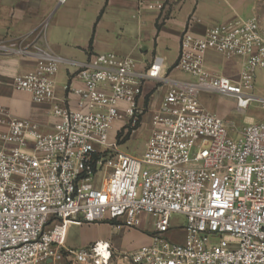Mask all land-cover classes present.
I'll list each match as a JSON object with an SVG mask.
<instances>
[{
  "label": "built area",
  "instance_id": "2783aa9c",
  "mask_svg": "<svg viewBox=\"0 0 264 264\" xmlns=\"http://www.w3.org/2000/svg\"><path fill=\"white\" fill-rule=\"evenodd\" d=\"M193 22L180 36L172 67L154 58L137 70L128 57L89 55L61 97L55 78L63 59L36 42L46 22L19 41L0 43L2 52L35 59L12 86L32 103L47 104L57 119L44 132L35 122L8 117L0 136V264L64 258L108 264L107 242L67 249L66 224L137 229L143 215L155 218L153 232L148 244L123 253L129 264H264V121H250L233 140L198 99L218 93L242 113L255 102L264 118V98L250 93L256 70L264 69V28L254 18L230 19L195 36ZM210 52L241 59L238 81L207 69ZM174 70L194 81L171 78ZM147 83L155 91L165 87L158 103L146 100ZM150 109L145 149L131 155L121 146ZM173 216L185 224L174 227ZM175 228L181 241L171 237Z\"/></svg>",
  "mask_w": 264,
  "mask_h": 264
},
{
  "label": "crops",
  "instance_id": "0c3cea01",
  "mask_svg": "<svg viewBox=\"0 0 264 264\" xmlns=\"http://www.w3.org/2000/svg\"><path fill=\"white\" fill-rule=\"evenodd\" d=\"M248 8L247 20L254 18L264 28V0H0V43L19 41L46 22L44 35L36 42L63 59L55 78L56 93L61 97L62 86L74 77L89 55L128 57L136 62L137 70L159 58L170 68L177 60L180 36L190 18H194L190 31L202 36L217 22L243 20L242 13ZM211 56L208 53L206 61ZM35 63L32 57L0 51V136L6 131L8 117L35 122L44 132L51 131L57 122L47 104L32 103L28 94L12 86L14 77L29 72ZM73 83L80 86L78 81ZM153 87L152 83L146 84V100L158 103L165 87L156 94ZM152 218L143 215L137 229L119 230L108 223L84 225L70 221L63 244L72 248L71 234L78 229L84 246L107 242L117 258L150 242L154 227L149 229L142 224ZM100 228L106 232H99ZM134 243L136 248L127 251Z\"/></svg>",
  "mask_w": 264,
  "mask_h": 264
},
{
  "label": "rangeland",
  "instance_id": "374dc122",
  "mask_svg": "<svg viewBox=\"0 0 264 264\" xmlns=\"http://www.w3.org/2000/svg\"><path fill=\"white\" fill-rule=\"evenodd\" d=\"M242 16L243 20H247V18L250 17L249 8L242 13ZM217 24H219V22L215 23V25ZM211 54L212 56L210 57V59L206 61L207 69H209L215 75L225 76L233 81H238L241 59L238 57H234L230 60H227L215 52H211ZM170 76L171 78L180 81H194L191 76L183 74L177 70L172 71L170 73ZM252 86L253 88L250 93L255 97L264 98V69L256 70L255 80L253 81ZM157 92L159 91H155L154 93L156 94ZM198 99L200 104L206 111L215 114L217 117L221 118L224 121L229 132V137L233 140H237L240 137L242 128L250 121L254 123H260L264 121L262 112L260 111L258 104L255 102L251 103L249 108L242 113L235 110V105H233L232 103H235V101H232L231 98L218 93H201ZM154 111L155 110L150 109L145 112L144 117L141 119L142 125L138 127V129L133 133L130 139L124 141L123 145L121 146L122 150L137 157H140L142 155L145 149L146 142L149 138L150 120ZM148 169L149 168L145 166L142 167V171ZM99 177H101V175L98 176V178ZM171 221L174 227L182 226L185 224L184 218L181 216H173ZM154 224L155 219L152 218L146 222H143L142 225H144L146 228L152 229L154 227ZM99 232H106V229L104 231V229L100 228ZM171 237H173V240L175 241H181L183 239V233L178 228H175L174 232H172ZM210 241L212 243H215L217 241V238H211ZM70 245L72 246V248L66 247L69 250H76L87 247V245L84 246V242L79 234L78 229H74L72 231ZM135 248L136 244L134 243L130 245V247L128 246L127 251H132ZM58 264L70 263L67 258H64L63 261ZM108 264H129V262L124 258L123 254H121V256H117V258L115 255H111V259Z\"/></svg>",
  "mask_w": 264,
  "mask_h": 264
},
{
  "label": "bare ground",
  "instance_id": "6f19581e",
  "mask_svg": "<svg viewBox=\"0 0 264 264\" xmlns=\"http://www.w3.org/2000/svg\"><path fill=\"white\" fill-rule=\"evenodd\" d=\"M105 254V253H104Z\"/></svg>",
  "mask_w": 264,
  "mask_h": 264
}]
</instances>
